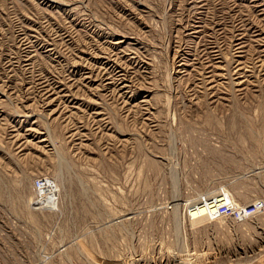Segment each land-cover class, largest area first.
<instances>
[{
	"label": "rangeland",
	"instance_id": "1",
	"mask_svg": "<svg viewBox=\"0 0 264 264\" xmlns=\"http://www.w3.org/2000/svg\"><path fill=\"white\" fill-rule=\"evenodd\" d=\"M0 264H264V0H0Z\"/></svg>",
	"mask_w": 264,
	"mask_h": 264
},
{
	"label": "built area",
	"instance_id": "2",
	"mask_svg": "<svg viewBox=\"0 0 264 264\" xmlns=\"http://www.w3.org/2000/svg\"><path fill=\"white\" fill-rule=\"evenodd\" d=\"M49 180L43 177H38L34 180V196L35 200H42L41 196L46 197L47 190L46 185H48ZM44 190V191H43ZM233 200L228 192L221 191L220 194L212 201L207 207L208 214H223L230 213L233 210Z\"/></svg>",
	"mask_w": 264,
	"mask_h": 264
},
{
	"label": "bare ground",
	"instance_id": "3",
	"mask_svg": "<svg viewBox=\"0 0 264 264\" xmlns=\"http://www.w3.org/2000/svg\"><path fill=\"white\" fill-rule=\"evenodd\" d=\"M42 86V85H41ZM51 186H52V188H53V184L49 181L48 182V185H46V190H47V192H46V196L49 194V192H50V188H51ZM44 191V190H43ZM42 197V200L45 198L44 196H41Z\"/></svg>",
	"mask_w": 264,
	"mask_h": 264
}]
</instances>
